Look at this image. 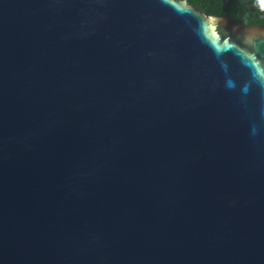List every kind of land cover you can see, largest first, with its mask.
Wrapping results in <instances>:
<instances>
[{
  "label": "water",
  "instance_id": "1",
  "mask_svg": "<svg viewBox=\"0 0 264 264\" xmlns=\"http://www.w3.org/2000/svg\"><path fill=\"white\" fill-rule=\"evenodd\" d=\"M0 264H264V24L0 0Z\"/></svg>",
  "mask_w": 264,
  "mask_h": 264
},
{
  "label": "trees",
  "instance_id": "2",
  "mask_svg": "<svg viewBox=\"0 0 264 264\" xmlns=\"http://www.w3.org/2000/svg\"><path fill=\"white\" fill-rule=\"evenodd\" d=\"M205 15L230 16L246 24H264V0H186Z\"/></svg>",
  "mask_w": 264,
  "mask_h": 264
}]
</instances>
